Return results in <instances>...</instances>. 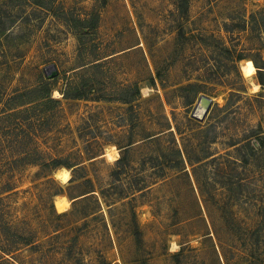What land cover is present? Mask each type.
<instances>
[{"label": "rangeland", "instance_id": "1", "mask_svg": "<svg viewBox=\"0 0 264 264\" xmlns=\"http://www.w3.org/2000/svg\"><path fill=\"white\" fill-rule=\"evenodd\" d=\"M94 12L80 44L65 16ZM45 82L65 164L18 174L37 237L0 264H264V0H0V108Z\"/></svg>", "mask_w": 264, "mask_h": 264}, {"label": "trees", "instance_id": "2", "mask_svg": "<svg viewBox=\"0 0 264 264\" xmlns=\"http://www.w3.org/2000/svg\"><path fill=\"white\" fill-rule=\"evenodd\" d=\"M176 3L179 10L188 11L189 0H176ZM65 18L81 44L84 35L97 29L100 13L94 12L84 18L72 15ZM242 58L239 54L234 60ZM256 66L247 69L243 65L244 74L254 75ZM132 86L135 95L124 99L126 103L134 101L140 94L138 83ZM62 94L64 98L87 97L86 90L80 84L74 85L72 80H68ZM61 105L62 100L52 95L51 83L45 82L36 88L19 91L7 98L0 108V255L2 256L13 254L21 245L35 243L34 239L37 235L31 229L23 230L20 227L21 222H28V219L18 213V200L15 198L21 190L17 176L28 166L39 165L43 170H53L65 164L59 158L45 160L39 143L35 142L43 134L42 127L46 124L51 126V121ZM68 166L71 167L69 164Z\"/></svg>", "mask_w": 264, "mask_h": 264}, {"label": "water", "instance_id": "3", "mask_svg": "<svg viewBox=\"0 0 264 264\" xmlns=\"http://www.w3.org/2000/svg\"><path fill=\"white\" fill-rule=\"evenodd\" d=\"M55 66H50L49 72L53 73ZM213 103V98L208 95H201L192 113V116L197 120H204L207 116Z\"/></svg>", "mask_w": 264, "mask_h": 264}, {"label": "bare ground", "instance_id": "4", "mask_svg": "<svg viewBox=\"0 0 264 264\" xmlns=\"http://www.w3.org/2000/svg\"><path fill=\"white\" fill-rule=\"evenodd\" d=\"M116 157L112 156V160H114ZM60 176V175H59ZM69 179V173L67 170L61 172V180L67 181Z\"/></svg>", "mask_w": 264, "mask_h": 264}]
</instances>
